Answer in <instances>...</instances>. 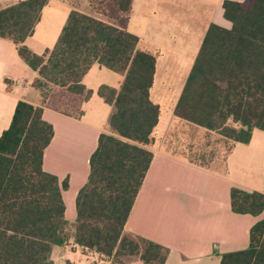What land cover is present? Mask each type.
I'll return each mask as SVG.
<instances>
[{
  "label": "trees",
  "instance_id": "obj_1",
  "mask_svg": "<svg viewBox=\"0 0 264 264\" xmlns=\"http://www.w3.org/2000/svg\"><path fill=\"white\" fill-rule=\"evenodd\" d=\"M45 2L23 0L0 9V37L11 40L18 56L36 72L32 86L43 105L80 115V103L90 95L81 80L94 63L123 74V79L110 95L103 87L98 90L111 105L109 134L98 136L89 157L72 223L64 218L61 190L66 181L59 185L56 176L42 170L52 125L42 119L41 107L16 103L8 128L0 134V264H52V246L69 239L102 255L108 264H126L132 258L164 264L166 247L123 232L152 158L147 147L159 114L149 98L155 55L138 49L135 35L75 8L53 47L34 54L23 41L32 34ZM87 3L96 15L123 18L131 0ZM222 10L230 28L209 26L174 114L219 133L226 142L246 144L252 130L264 132V0H226ZM229 203L235 214L257 216L264 210V193L232 186ZM219 264H264V219L249 229L248 246L221 254Z\"/></svg>",
  "mask_w": 264,
  "mask_h": 264
},
{
  "label": "crops",
  "instance_id": "obj_2",
  "mask_svg": "<svg viewBox=\"0 0 264 264\" xmlns=\"http://www.w3.org/2000/svg\"><path fill=\"white\" fill-rule=\"evenodd\" d=\"M19 1L23 0H0V9ZM45 1L32 34L23 41L37 55L53 47L74 8L70 0ZM224 1L131 0L125 17L110 19L80 11L135 35L136 47L155 55L149 98L158 105L159 114L152 145L147 147L152 158L123 232L166 247L164 264H219L221 254L245 249L249 229L264 219V210L257 216L235 214L229 203L232 186L264 193V132L252 130L246 144L227 141L230 149L221 159H194L182 153L184 140L193 141L204 152L225 146L226 139L174 114L209 26L230 28L223 17ZM35 77L36 72L18 56L14 43L0 37V134L8 128L18 101L42 108V119L53 128V136L42 154V170L56 176L59 185L66 181V188L61 190L64 218L72 223L76 194L87 180L89 157L98 136L109 134L111 105L98 90L103 87L108 95L116 92L123 74L92 64L81 80L90 95L80 103L78 116L43 105L32 86ZM72 244L69 239L63 245L52 246V264H63L65 260L87 264V257L73 249ZM99 261L108 264L104 257ZM126 264L144 263L132 258Z\"/></svg>",
  "mask_w": 264,
  "mask_h": 264
},
{
  "label": "rangeland",
  "instance_id": "obj_3",
  "mask_svg": "<svg viewBox=\"0 0 264 264\" xmlns=\"http://www.w3.org/2000/svg\"><path fill=\"white\" fill-rule=\"evenodd\" d=\"M74 6L75 9L79 10V11H84V12H89L91 14L96 15L93 10H91V8L88 6L87 0H70ZM96 17H102L101 15H96ZM107 18H111V16H107ZM216 141V140H215ZM196 143H193V141H185L184 143H182V147H181V151L184 154H187L189 157L191 156L192 158L196 159L199 158L200 156H203V158H214L217 157L219 159H221V157H223L225 155V153H227L228 148H229V144L226 142L225 146H221L220 148H212L209 149L207 151H200V147L196 146Z\"/></svg>",
  "mask_w": 264,
  "mask_h": 264
},
{
  "label": "built area",
  "instance_id": "obj_4",
  "mask_svg": "<svg viewBox=\"0 0 264 264\" xmlns=\"http://www.w3.org/2000/svg\"><path fill=\"white\" fill-rule=\"evenodd\" d=\"M71 247L73 249H79L80 252L85 255L88 259V263L87 264H101V262L99 261V259L101 257H103L102 255L96 253V252H93L85 247H80V246H77L76 244H72Z\"/></svg>",
  "mask_w": 264,
  "mask_h": 264
}]
</instances>
